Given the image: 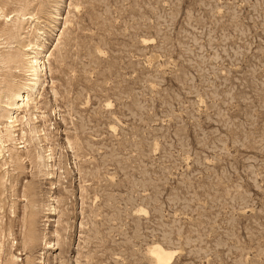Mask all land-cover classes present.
Returning a JSON list of instances; mask_svg holds the SVG:
<instances>
[{"label": "rangeland", "instance_id": "374dc122", "mask_svg": "<svg viewBox=\"0 0 264 264\" xmlns=\"http://www.w3.org/2000/svg\"><path fill=\"white\" fill-rule=\"evenodd\" d=\"M0 146V264H264V0H0Z\"/></svg>", "mask_w": 264, "mask_h": 264}, {"label": "bare ground", "instance_id": "6f19581e", "mask_svg": "<svg viewBox=\"0 0 264 264\" xmlns=\"http://www.w3.org/2000/svg\"><path fill=\"white\" fill-rule=\"evenodd\" d=\"M23 10V9H22ZM23 14V13H22ZM7 16V15H6ZM8 17V16H7ZM22 17V16H21ZM20 19V18H19ZM25 21V20H24ZM10 34H8V36H9ZM38 35V34H37ZM22 47V46H21ZM26 47V46H25ZM24 47V48H25ZM27 47H29L28 45H27ZM31 47V46H30ZM19 49V48H18ZM31 49H33V48H25V52L26 51H30ZM33 50H35V52H33V51H31V53H29L28 55H25L26 56V58H27V60L28 61H30V63H29V70H28V73H30V75L29 76H32V77H34V76H36V73L37 72H39V70H41L42 69V67H41V65L39 64V62H38V58H37V55L39 54L38 52H36V49H33ZM38 50V49H37ZM22 51V50H21ZM25 54V53H24ZM14 56V55H13ZM8 58V57H7ZM26 60V61H27ZM8 62H13V58L12 57H9L8 58ZM11 64V63H10ZM9 65V64H8ZM26 65H28V64H26ZM27 70V69H26ZM27 73V72H26ZM34 80H35V78H33ZM33 80V81H34ZM38 80V79H37ZM32 83V82H31ZM35 86H36V84L35 83H32L30 86H29V88H28V86H27V89L25 90L26 92L28 91V90H31V89H33V88H35ZM19 90V89H18ZM14 91V90H13ZM13 93V92H12ZM16 93V92H15ZM25 93V92H24ZM20 94H22V93H20ZM8 95V94H7ZM13 95V94H12ZM14 97H17V98H20L21 100V103L23 102L24 103V100L23 99H25V100H27L28 98L27 97H25L24 95H22V97L19 95V94H14L13 95ZM18 100V99H17ZM12 103V102H11ZM19 104V103H18ZM13 105V103L11 104V106ZM16 105V104H15ZM23 105L24 104H21V105H16V107L15 108H13V109H16L17 111L21 108V107H23ZM13 107H14V105H13ZM23 110V109H22ZM14 111V110H13ZM7 119H9V118H7ZM9 121V120H8ZM10 122V121H9ZM12 122H13V120H12ZM14 122H16V120H14ZM1 147V146H0ZM0 150H1V148H0ZM19 159V158H18ZM51 160V157H50V155H48V157H47V159H46V161H50ZM46 163V162H45ZM44 167H45V165H43ZM47 166V165H46ZM48 167V166H47ZM47 206H49L48 204H47ZM49 210L48 211H50V212H52V213H50L49 215H53V213H55V211H56V209H54V207L53 206H49V207H47ZM34 216H35V214L34 213H32L31 215H29V217H28V219H27V221L25 220L24 222H23V224H25V226H26V229H27V232H26V236H25V241L23 242V245L25 246H27V244H32L34 241H35V238L34 237H32V226H33V219H34ZM43 233V232H42ZM8 234V233H7ZM55 237H58V234H57V232L55 233V235H54ZM59 244H60V241H56L55 242V244L53 245V248L54 249H56V248H59ZM64 244V243H63ZM49 246V245H48ZM58 246V247H57ZM52 248V247H51ZM149 255H150V257L153 259V261H154V264H171L172 263V260L174 259V257L176 256V254H177V251L176 250H168V249H165V248H162L160 245H155V246H151L150 248H149Z\"/></svg>", "mask_w": 264, "mask_h": 264}]
</instances>
